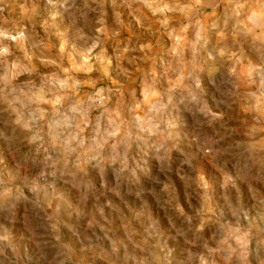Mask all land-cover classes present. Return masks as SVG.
I'll return each mask as SVG.
<instances>
[{
  "label": "rangeland",
  "instance_id": "374dc122",
  "mask_svg": "<svg viewBox=\"0 0 264 264\" xmlns=\"http://www.w3.org/2000/svg\"><path fill=\"white\" fill-rule=\"evenodd\" d=\"M0 264H264V0H0Z\"/></svg>",
  "mask_w": 264,
  "mask_h": 264
}]
</instances>
